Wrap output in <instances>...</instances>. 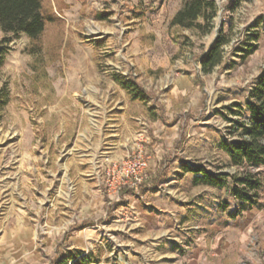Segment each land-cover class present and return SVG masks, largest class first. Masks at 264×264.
I'll list each match as a JSON object with an SVG mask.
<instances>
[{
  "label": "rangeland",
  "instance_id": "rangeland-1",
  "mask_svg": "<svg viewBox=\"0 0 264 264\" xmlns=\"http://www.w3.org/2000/svg\"><path fill=\"white\" fill-rule=\"evenodd\" d=\"M231 1L218 0V5L223 9ZM49 3L61 23L48 26L39 54H31L26 35L9 36L12 42L0 68V238L19 218L13 200L22 205L36 236L35 246H26L29 250L17 261H4L1 254L8 247L0 244V264H54L62 255L82 256L89 264H127V239L107 233L108 209L113 207L108 203L117 200L107 199L106 169L82 166L74 159L76 150L87 149L84 153L91 156L93 135L106 129L97 121L120 100L131 98L148 107V113L161 114L177 80L189 78L195 87L188 101L193 109L184 114L181 105L174 107L182 116L176 114L180 133L175 155L187 167L238 173L240 168L231 166L221 144L235 139L231 128L239 116L229 108L245 103L264 68V0H241L236 12H227L224 20L219 15L212 34L204 37L171 27L180 0ZM220 29L230 39L223 64L204 76L198 59ZM4 37L0 31V41ZM130 82L137 83L144 101L122 88ZM145 154L149 172L138 190L153 175L150 155ZM258 172L263 183L260 206L237 218H231L236 208L229 193L231 178L225 188L205 190L194 188L192 174L186 179L177 175L185 189L178 196L186 206L178 230L181 241L179 252L163 264H264V167ZM77 174H97L100 182L85 183L89 192L82 193V183L69 177ZM170 190L163 188L165 193ZM207 195L211 206L205 207L206 213L193 207ZM100 197L105 201L102 212L96 209ZM78 229L88 236L100 231L102 238L92 245L83 236L77 248Z\"/></svg>",
  "mask_w": 264,
  "mask_h": 264
},
{
  "label": "crops",
  "instance_id": "crops-1",
  "mask_svg": "<svg viewBox=\"0 0 264 264\" xmlns=\"http://www.w3.org/2000/svg\"><path fill=\"white\" fill-rule=\"evenodd\" d=\"M194 90L195 87L189 78H179L174 94L170 93L162 103L164 111L161 114L157 112L150 114L147 111L148 107L125 97L126 99L120 100L119 104L111 108L106 116H101L97 121L100 129L103 127L106 129L104 131L98 129L99 132L93 135L96 144L92 146L91 156L84 153L88 152L87 149L86 151L84 148L83 151L82 148L76 150L77 156L74 158L76 161L82 166L94 167L99 172L104 167L107 169L113 162L125 158L137 145L142 146L150 155V171L153 173L151 180L139 190L126 188L119 200L107 198L111 201L117 200L108 203L113 207L108 209L107 233L114 239L117 237L127 239V264H142L144 261L163 264L169 260L170 256L174 257L176 252H179L181 238L178 230L181 228L182 211L186 206H182L181 199L178 198L185 194V189L177 175L184 176L186 179L189 174L184 172L188 168L183 164L186 160H181L175 155L177 151L175 140L180 133V127L177 125L178 117L174 107L179 104L184 114L188 113L192 108V102L188 103L189 94ZM177 116L182 118L180 114ZM161 166L168 169L163 171L160 169ZM69 177L74 182L82 183V193L89 192L88 184L85 183L100 182L97 174L92 176L77 174L73 178L70 175ZM193 178L194 176L191 179L192 183ZM165 186H170L171 190L165 193L163 191ZM193 186L205 190L209 188L203 185L193 184ZM97 189L99 191L96 194L100 195L101 188ZM193 192H196V189ZM102 195H104L103 192ZM195 196L198 197L197 194ZM100 198L96 202V209L102 212L105 201L103 197ZM209 200V195L204 196L203 199L194 202L193 207L198 206L204 211L206 206H211ZM13 203L17 206L19 218L15 222L12 221L11 228L6 230L8 232L0 238L1 246L8 247H4L1 254L6 262L21 260L25 250H29L25 247H34L36 240L35 231L30 225L28 216V219L25 218L24 212L20 210L22 205L20 206L14 200ZM78 230L75 235L77 248L80 238L89 235L88 233L85 235L82 229ZM101 236L100 231L95 230L88 238H91L93 245L99 243Z\"/></svg>",
  "mask_w": 264,
  "mask_h": 264
},
{
  "label": "trees",
  "instance_id": "trees-1",
  "mask_svg": "<svg viewBox=\"0 0 264 264\" xmlns=\"http://www.w3.org/2000/svg\"><path fill=\"white\" fill-rule=\"evenodd\" d=\"M241 0H232L228 7L221 9L218 0H180V9L171 20V27L179 30H193L201 37L212 34L215 20L221 15L224 20L226 13H235ZM61 23L53 14L49 0H0V31L6 37L0 41V68L4 65L5 56L12 39L21 34L32 43V53L39 54L41 41L48 26ZM257 39V37H254ZM230 39L223 29L218 31L213 45L199 57L201 72L208 76L223 64L224 48ZM250 51H246L249 55ZM122 88L135 100L144 101L137 83H122ZM232 114L239 116L233 122V141H223L221 148L228 154L231 166L240 168L238 173L229 176L226 173H213L203 166L188 167L185 173L192 174L195 186L203 185L214 188H225L228 178L232 184L230 196L236 204L231 218H237L247 211L260 206V190L263 183L258 170L264 167V68L258 75L244 104L235 103L229 108ZM124 188L123 190H125ZM60 256L54 264H89L85 257Z\"/></svg>",
  "mask_w": 264,
  "mask_h": 264
},
{
  "label": "built area",
  "instance_id": "built-area-1",
  "mask_svg": "<svg viewBox=\"0 0 264 264\" xmlns=\"http://www.w3.org/2000/svg\"><path fill=\"white\" fill-rule=\"evenodd\" d=\"M149 157L137 145L124 159L106 169L105 188L110 199H120L124 187L137 189L148 177ZM82 256H79L80 259Z\"/></svg>",
  "mask_w": 264,
  "mask_h": 264
}]
</instances>
